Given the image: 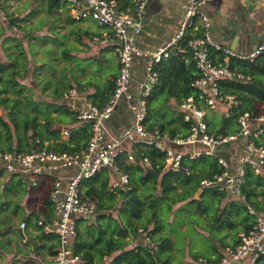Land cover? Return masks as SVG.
Masks as SVG:
<instances>
[{
    "label": "trees",
    "instance_id": "1",
    "mask_svg": "<svg viewBox=\"0 0 264 264\" xmlns=\"http://www.w3.org/2000/svg\"><path fill=\"white\" fill-rule=\"evenodd\" d=\"M13 1L22 3L13 7ZM65 1L0 0V9L8 17L20 16L12 23L1 18L0 38L4 28L22 35L4 38L9 60H2L0 52V153L30 152L45 145L55 151L83 150L91 138L93 124L80 120L78 111L67 103L65 96L76 88L95 105L103 107L114 92L120 71L117 53L119 69L108 73L104 81L98 74L105 72L106 68L87 73L84 66L85 62H108L97 58L102 54L89 58L75 54L81 50L84 35L96 43L95 36L103 38V34L108 33L114 38V31L100 24L99 31L90 30L84 24L90 19H76L72 6ZM116 1L120 11L132 12L135 8V0ZM25 10H29L28 14L22 15ZM26 21H31L32 26H27ZM44 27H48L49 33L38 34ZM66 27H69L67 32L64 31ZM203 30V27L195 30L189 26L177 43V50L155 65L159 76L146 98L147 114L143 124L147 129H159L171 139L188 134L189 122L179 106L186 97L200 95L192 86L200 72L189 41L200 36ZM22 38L32 41L29 50L34 67L30 68ZM35 41L44 45L41 49L44 55L40 58L35 55ZM106 46L115 51L114 45ZM210 54L217 62H223L226 57L222 49L212 46ZM230 66L243 73L245 78L220 80V92L234 95L235 102L219 116H210L219 108L210 111L208 130L216 135L237 133L239 118L245 112H252V117L258 116L261 112L258 104L264 106V51L254 60L231 56ZM57 67H60L59 72ZM84 74L85 80L82 79ZM30 77L32 83H25ZM47 89H50L48 97L56 101L42 98ZM38 90L41 92L39 97L36 96ZM60 124L70 131L68 136L58 128ZM257 125L263 128V132L255 137V141L264 146V121ZM133 148L137 156L135 162L127 161L125 152L118 159L121 171L129 177L126 185L111 190L112 170L107 167L81 181L84 196L96 202L94 217L80 218L77 224L74 249L82 255L83 264H179L180 252L184 248L179 246L180 235L177 233L182 224L186 228L182 233L193 226L214 237L211 239L206 234L210 245L190 248L187 252L189 258L183 263L217 264L225 252L239 245L241 233L249 231L259 216L264 217V165L259 172L247 166L240 195L231 197L217 186L201 185L203 179L213 180L224 171L217 156L202 154L192 159L185 155L178 170H169L164 166V153L158 148L142 143H134ZM145 157L149 164L145 163ZM1 177L0 230L14 215L24 216L22 222L26 227L34 226L41 231V236L55 240L50 245V252L55 255L58 236L47 233L43 224H39L40 220L47 219L41 218L45 212L26 211L32 185L0 164ZM44 203L49 211H54L50 196ZM257 264H264V255L259 257Z\"/></svg>",
    "mask_w": 264,
    "mask_h": 264
},
{
    "label": "built area",
    "instance_id": "2",
    "mask_svg": "<svg viewBox=\"0 0 264 264\" xmlns=\"http://www.w3.org/2000/svg\"><path fill=\"white\" fill-rule=\"evenodd\" d=\"M72 6L76 19H93L114 31L115 37L104 33L103 38L95 36L105 45H114L120 61V71L116 86L109 101L98 107L92 101L78 105L75 102L80 92L73 88L66 96L78 111L82 121L92 122V135L86 147L81 151H55L43 147L30 152L0 153V164L10 173L18 174L32 186L50 187L49 195L54 203V218L49 223L40 220L46 231L55 233L59 238L57 252L49 264H83L82 255L75 252L74 240L80 218H92L96 211V202L84 196L81 181L92 177L102 168H111V190L126 185L127 173L121 171L118 159L126 153L127 161L137 159L134 143L152 145L164 153V166L169 170H178L183 157L195 159L202 154L215 155L224 166V171L213 180L203 179V186H217L229 195L238 197L241 191L245 170L251 166L256 172L264 165V146L258 145L255 137L263 132L257 123L264 121V112L252 117V112H245L240 118L237 133L213 134L208 130L207 118L211 110L220 105L228 107L235 102L234 95H223L219 89L223 78H245L230 66V57L254 60L264 51V42L249 53H240L230 47H222L210 33V17L204 7L212 0H185L183 16L176 32L157 48H142L134 40V35L142 32L143 16L150 0H135L132 12L120 11L116 0H66ZM0 17L8 20L7 14L0 9ZM195 30L203 27L200 36L190 39L200 76L192 82L200 95H190L183 99L179 108L189 122V132L185 136L169 138L159 129L149 130L143 124L147 114L146 98L158 82L155 65L166 59L176 48L178 41L187 32L188 27ZM16 30V28H15ZM222 49L226 57L217 62L210 54V47ZM137 59H144V76L136 90L132 88L133 70ZM127 100L134 112V121L123 131L113 132L108 125L121 100ZM226 109V111H227ZM1 115V110H0ZM64 134L70 131L64 129ZM232 146V147H231ZM228 147L229 161L220 152ZM145 163L149 159L145 157ZM44 188V187H43ZM20 226L25 229V222ZM241 242L225 255L217 264H231L235 260L257 264L264 255V217L259 216L255 225L241 233ZM146 239H149V237Z\"/></svg>",
    "mask_w": 264,
    "mask_h": 264
},
{
    "label": "crops",
    "instance_id": "3",
    "mask_svg": "<svg viewBox=\"0 0 264 264\" xmlns=\"http://www.w3.org/2000/svg\"><path fill=\"white\" fill-rule=\"evenodd\" d=\"M184 1L150 0L143 16L142 32L134 35L136 44L142 48L154 49L169 39L176 32L183 16ZM204 9L210 17V33L222 47H230L240 53H249L264 42V0H212L207 3ZM144 64V59H137L135 62L132 79L133 90L137 89L143 79ZM86 99L89 100L86 94L80 93L75 102L81 105L86 102ZM133 121L134 112L130 103L123 99L108 120V125L113 132L118 133ZM43 187L41 185L33 187V189L49 193L48 183ZM31 194L26 200V211L28 213L33 210L44 211L45 214L41 218H47V221H44L49 223L55 216L54 211H49L45 205L33 208L30 204ZM230 196L232 197V195ZM23 217L14 215L11 221L5 222L1 227L0 264H49L54 256L50 252V245L55 240L41 236V231L34 226L25 227L27 240L22 239L13 228L21 227ZM43 230L46 231L44 228ZM28 240L37 242V253L34 252L33 245Z\"/></svg>",
    "mask_w": 264,
    "mask_h": 264
},
{
    "label": "rangeland",
    "instance_id": "4",
    "mask_svg": "<svg viewBox=\"0 0 264 264\" xmlns=\"http://www.w3.org/2000/svg\"><path fill=\"white\" fill-rule=\"evenodd\" d=\"M65 2H66L65 4H69L67 1H65ZM21 3H22L21 1H13L12 5H13V7H17ZM28 11L29 10L23 11L22 15L28 14ZM25 24L27 26H29V27L32 26L31 21H26ZM84 24H86V26H88L89 29L94 31V32L99 31L101 29V26L98 24V22L95 21V20H92V19L87 20L86 22H84ZM1 25H2V20H1V17H0V29H1ZM65 25L67 26V24H65ZM102 28L106 29L104 27H102ZM68 30H69V27H66L64 29L65 32H67ZM81 31H83V30H81ZM48 33H49L48 27H44L43 29L38 31V34H40V35H46ZM19 34L20 33L15 32L13 29L4 28V32H3V34H2V36L0 38V52H1V59L2 60H4V61L5 60H9L8 53H6V51L4 49V43H5L4 38L6 36H9V35H15V36L22 37V35H19ZM22 39H23L24 45H25V47L27 49L28 56L30 58V68H31V66L34 67L35 63H34L33 59H31L32 55H31V52L29 50L30 46H32V44L30 45V42H32V41H30L29 38H22ZM95 39L98 42L94 43V41H92L90 39V36L84 35L83 36L84 42L80 46L81 50L76 51L75 54L78 57H80V58H87V57L89 58L90 56H93L94 54H98V55L102 54L101 58H100V56L97 57V58L101 59V60L107 59L108 62H104V61H101V63L97 62V64H101V66H99V67L97 66V64H95L96 63L95 61H93L91 63H86L85 62L84 66H85V68L87 70V73L91 72L92 70H95L97 68H101V71H103L106 68L105 72H100L98 74L99 79L101 81H104L109 76L108 73L115 72V71H117L119 69V61H118V58L116 57V52L114 51V49H108L107 46L105 45V43H101L100 40H98L96 37H95ZM70 40L73 41L72 38H70ZM71 41H70V43H71ZM35 43L38 46L37 45L35 46ZM35 43H33V45H34L33 48L37 51V53L35 55L40 58V57H42L44 55L43 52L41 51V49L44 47V45L39 44L38 41H35ZM39 48H40V51L38 50ZM59 70H60V67H57L56 71L59 72ZM82 79L83 80L86 79V75L85 74L83 75ZM25 83L31 84L32 83V77L26 79ZM49 91H50V89H47L44 92L45 95L42 98L45 99V100L47 99V101H56V100H52L50 97H48L47 94L49 93ZM40 95H41V92L38 90V92H36V96L39 97ZM37 103H40V105H43L41 102H37ZM67 103H69V102H67ZM258 108L260 109L261 112H264V106L262 104H258ZM226 109H227V107H225L224 105H220L219 109L217 111L210 113V116L211 117H213L215 115L219 116L222 112L226 111ZM58 128L61 129V131H62L64 136H67V135L64 134L63 126H62V128L60 126H58ZM222 151L229 152L228 147H226ZM229 158H230V156H229ZM33 187H37V186L34 185V186L31 187L32 199H31L30 204H31V206L33 208H40V207L45 205L44 201L47 198V196L49 195V193L48 192L45 193L44 191H37V189H33ZM191 217H192V215L189 216V218H191ZM184 228H185V225L182 224V226L180 227V229L178 230V233H177L178 235H180V245L179 246L181 248H184L180 252V256H179L180 258L179 259L181 260V262H179V264H185V263H183V260L184 259L186 260L187 258H189L188 255H187V252L189 251L190 248L198 247V246L199 247H204L205 245H207V246L210 245V241H208L205 236H206V234L209 237L211 235H209L208 233H204V232H207V231L202 232V231L194 229V227L192 226V229L186 230L185 233H182L181 231H184L186 229V228L185 229ZM176 230H177V228H175V232H176ZM144 241H145V237H144ZM231 264H243V262L240 261V260H235ZM244 264H248V263L244 262Z\"/></svg>",
    "mask_w": 264,
    "mask_h": 264
},
{
    "label": "water",
    "instance_id": "5",
    "mask_svg": "<svg viewBox=\"0 0 264 264\" xmlns=\"http://www.w3.org/2000/svg\"><path fill=\"white\" fill-rule=\"evenodd\" d=\"M19 18H20L19 15L12 16V17H10V18L8 19V21L12 23V22H14V21L19 20ZM175 50H177V49L175 48L174 51H175ZM58 126H60V127L62 128V125H61V124L58 125ZM220 154H221L223 157H225V158L229 161V156H230V153H229V152H227V151H225V152L222 151ZM13 229H14V230H15V231H16V232L22 237V239L27 240L26 235H25V230H24L23 228L17 226V227H14ZM210 238L213 239L212 235L210 236ZM28 242L31 243V244L33 245L34 252L37 253V242H36V241H32V240H28ZM214 244H215L216 246H219V244L216 243V242H214Z\"/></svg>",
    "mask_w": 264,
    "mask_h": 264
},
{
    "label": "clouds",
    "instance_id": "6",
    "mask_svg": "<svg viewBox=\"0 0 264 264\" xmlns=\"http://www.w3.org/2000/svg\"><path fill=\"white\" fill-rule=\"evenodd\" d=\"M12 17V16H11ZM10 17H8V19H9Z\"/></svg>",
    "mask_w": 264,
    "mask_h": 264
}]
</instances>
